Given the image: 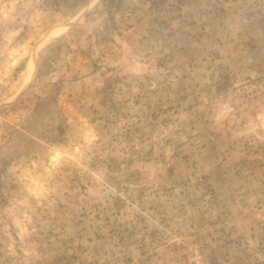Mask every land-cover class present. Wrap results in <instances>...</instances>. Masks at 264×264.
Returning a JSON list of instances; mask_svg holds the SVG:
<instances>
[{
    "label": "rangeland",
    "instance_id": "rangeland-1",
    "mask_svg": "<svg viewBox=\"0 0 264 264\" xmlns=\"http://www.w3.org/2000/svg\"><path fill=\"white\" fill-rule=\"evenodd\" d=\"M0 264H264V0H0Z\"/></svg>",
    "mask_w": 264,
    "mask_h": 264
}]
</instances>
